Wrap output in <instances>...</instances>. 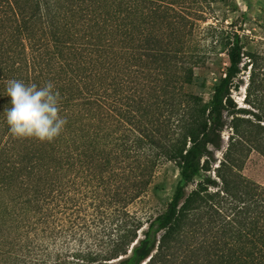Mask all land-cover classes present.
<instances>
[{
  "label": "trees",
  "instance_id": "trees-1",
  "mask_svg": "<svg viewBox=\"0 0 264 264\" xmlns=\"http://www.w3.org/2000/svg\"><path fill=\"white\" fill-rule=\"evenodd\" d=\"M220 3L0 0V264H264V185L243 173L264 157V54L214 21ZM220 44L229 64L205 101L188 76ZM7 79L54 83L53 142L10 133ZM170 164L180 178L153 214Z\"/></svg>",
  "mask_w": 264,
  "mask_h": 264
},
{
  "label": "rangeland",
  "instance_id": "rangeland-1",
  "mask_svg": "<svg viewBox=\"0 0 264 264\" xmlns=\"http://www.w3.org/2000/svg\"><path fill=\"white\" fill-rule=\"evenodd\" d=\"M226 2L230 6L226 7L220 3L219 6L222 8L218 10L220 20L214 21L217 23L220 21L225 26L234 22V27L247 36V48L264 54V0H226ZM225 8H228L226 9L227 14L224 13ZM214 52H223L218 62L216 61L214 64L209 62L211 67L201 73L194 74L192 72L188 76V84H186V90L201 96L205 101L211 99L214 89L229 64L228 56L221 44ZM249 76L250 68L241 73L240 79H243L245 83L233 91V97L238 107H249L245 101ZM230 135L231 129L226 128L223 133L224 150L228 146ZM223 151L217 152L219 161L223 157ZM243 173L248 178L264 185V157L256 151L252 152L245 163ZM179 178V171L172 164L158 172L149 191L151 199L149 206L153 214L162 212L166 208L174 194Z\"/></svg>",
  "mask_w": 264,
  "mask_h": 264
},
{
  "label": "clouds",
  "instance_id": "clouds-1",
  "mask_svg": "<svg viewBox=\"0 0 264 264\" xmlns=\"http://www.w3.org/2000/svg\"><path fill=\"white\" fill-rule=\"evenodd\" d=\"M5 95L11 97V107L4 110L10 133L16 138H33L53 142L63 132L67 120L61 116V96L52 81L42 86L7 79Z\"/></svg>",
  "mask_w": 264,
  "mask_h": 264
}]
</instances>
